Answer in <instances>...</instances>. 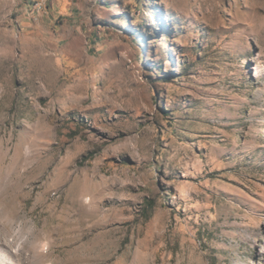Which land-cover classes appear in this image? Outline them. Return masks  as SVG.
Returning a JSON list of instances; mask_svg holds the SVG:
<instances>
[{
    "label": "rangeland",
    "instance_id": "374dc122",
    "mask_svg": "<svg viewBox=\"0 0 264 264\" xmlns=\"http://www.w3.org/2000/svg\"><path fill=\"white\" fill-rule=\"evenodd\" d=\"M0 254L264 264V0H0Z\"/></svg>",
    "mask_w": 264,
    "mask_h": 264
},
{
    "label": "trees",
    "instance_id": "16d2710c",
    "mask_svg": "<svg viewBox=\"0 0 264 264\" xmlns=\"http://www.w3.org/2000/svg\"><path fill=\"white\" fill-rule=\"evenodd\" d=\"M152 208V202H150L149 200L146 201L145 203V210L147 211L148 209ZM148 215V214H147ZM146 215V216H147Z\"/></svg>",
    "mask_w": 264,
    "mask_h": 264
},
{
    "label": "bare ground",
    "instance_id": "6f19581e",
    "mask_svg": "<svg viewBox=\"0 0 264 264\" xmlns=\"http://www.w3.org/2000/svg\"><path fill=\"white\" fill-rule=\"evenodd\" d=\"M0 264H6L3 255L0 254Z\"/></svg>",
    "mask_w": 264,
    "mask_h": 264
}]
</instances>
